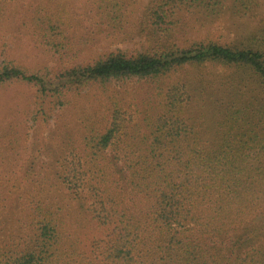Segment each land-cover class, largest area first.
Instances as JSON below:
<instances>
[{
    "label": "trees",
    "instance_id": "trees-1",
    "mask_svg": "<svg viewBox=\"0 0 264 264\" xmlns=\"http://www.w3.org/2000/svg\"><path fill=\"white\" fill-rule=\"evenodd\" d=\"M15 1L35 46L59 62L0 65V85L34 90L38 121L87 85L143 83L134 112L82 110L81 132L66 141L70 163L54 158L19 195L23 182L0 174V264H264V215L248 221L264 213V104L245 85L264 90V21L249 45L175 38L194 10L248 13L260 0H151L138 18L146 46L76 63L94 44L88 34L136 29L140 0ZM209 63L232 73L218 94L174 77ZM201 100L213 118L193 114Z\"/></svg>",
    "mask_w": 264,
    "mask_h": 264
},
{
    "label": "rangeland",
    "instance_id": "rangeland-1",
    "mask_svg": "<svg viewBox=\"0 0 264 264\" xmlns=\"http://www.w3.org/2000/svg\"><path fill=\"white\" fill-rule=\"evenodd\" d=\"M150 2L151 0L137 2V16L135 23L131 25V28L136 29L111 37L88 34V39L94 44L88 46L81 58L72 59L70 63L82 61L105 49L141 50L147 42L141 33L138 18L144 14ZM77 3L80 5L81 0H77ZM3 4L7 11L0 19V65L12 62L35 68L58 66V61L35 46V40L28 27L29 21L25 18L26 10L15 0H4ZM184 18V25L175 37L179 43L208 36L230 45H249L253 42L252 34L259 31L257 29L264 21V0H260L259 6L248 13H238L230 7H224L215 14H203L194 10L191 15H184ZM231 74L230 69L209 63L204 67L189 66L183 69L179 76L174 77H182L194 88L205 86L218 94L222 89L220 86L225 82V76ZM142 83V80L131 78L87 85L78 96L69 95L63 104L54 106L44 124L36 117L34 90L17 82L0 85V174L3 176L7 173L13 181L23 182L22 189L16 194L19 195L28 187L29 179L32 180L48 170L54 158L57 157L65 164L70 163L72 157L65 153L66 141L69 137L72 144V138L81 132L84 124L82 110L111 111L117 104L127 113L134 112L140 108L138 96ZM245 85L253 89L249 93L255 99L257 95L261 104H264L262 87L255 82ZM197 103L199 106L193 109V114H197L199 108L208 114L209 108L205 107V102L201 100ZM200 113L199 111L198 114ZM207 118L213 117L208 114ZM106 153L114 160L115 169L126 177L127 172L122 162L113 158L111 148H108ZM26 175L29 176L25 177ZM263 215L264 213L255 214L248 221L251 225L262 222Z\"/></svg>",
    "mask_w": 264,
    "mask_h": 264
}]
</instances>
